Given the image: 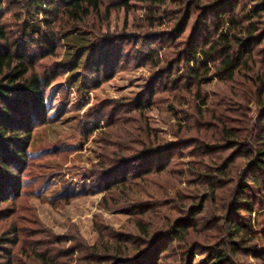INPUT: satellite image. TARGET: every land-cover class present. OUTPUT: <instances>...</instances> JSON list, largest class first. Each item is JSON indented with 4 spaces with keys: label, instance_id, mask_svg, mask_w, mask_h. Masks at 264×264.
Here are the masks:
<instances>
[{
    "label": "trees",
    "instance_id": "trees-1",
    "mask_svg": "<svg viewBox=\"0 0 264 264\" xmlns=\"http://www.w3.org/2000/svg\"><path fill=\"white\" fill-rule=\"evenodd\" d=\"M133 1L0 0V202L21 193L15 172L31 160L34 127L46 118V93L61 70H72L76 84L78 69L109 75L127 57L158 72L127 107L141 120L118 118L136 126L123 127L130 144L104 169L107 190L174 179L132 198L138 232L107 240L100 234L88 248L90 261L194 264L202 252L208 257L203 264H264V227L256 228L253 217L257 207L264 209V0H142L138 38L94 32L114 12H130ZM15 3L21 8L14 31L7 17ZM136 40L146 48L129 54ZM33 45L39 52H30ZM61 45L69 57L51 72L38 70L37 60L58 57ZM213 82L217 99L210 102L203 87ZM157 102L179 108L182 116L176 113L172 125L176 141H165L145 118ZM11 229L17 236L22 228L13 223ZM215 248L221 249L216 256ZM36 255L52 263L45 253Z\"/></svg>",
    "mask_w": 264,
    "mask_h": 264
},
{
    "label": "rangeland",
    "instance_id": "rangeland-1",
    "mask_svg": "<svg viewBox=\"0 0 264 264\" xmlns=\"http://www.w3.org/2000/svg\"><path fill=\"white\" fill-rule=\"evenodd\" d=\"M132 4L135 7L130 12L124 9L114 12L110 21L94 32L101 35L128 32L138 38L146 3L134 0ZM12 8L7 21L15 31L19 25L16 26L14 15L21 4L15 3ZM136 41L137 45L128 42L129 54L137 48H146L144 43ZM35 46H30V52H39ZM65 51L66 47L61 45L58 57L38 59V70H50L62 64L69 57ZM126 58L109 75L108 70L90 74L86 69H78L76 78L80 82L76 84L70 82L72 70L62 69L48 89L47 119L41 115L34 127L28 148L31 160L20 163L15 172V177L20 178L21 193L0 202V240L5 238L0 245V264H6L10 255L14 258L12 264H44L36 255L41 252L51 258L48 259L51 264H96L90 261L88 248L99 241L100 234L107 240L118 232H138L131 199L142 196L143 188L157 190L164 180L173 182L174 177L160 176L132 183L131 189L107 190L104 169L116 164L113 161L127 142L123 127L133 130L136 126L133 121L123 125L118 118L140 119L137 112L127 113L128 106L158 72L151 64H136ZM215 89L214 82L203 87L210 102L217 99L212 94ZM171 106L159 102L145 113L150 127L165 141L177 140L172 125L177 121L176 113L182 116L178 107ZM251 115H255V110ZM184 187L182 183L176 188ZM253 217L256 228H263L264 209L257 207ZM13 223L22 228L17 236L9 233ZM220 250L215 248L212 254L216 256ZM207 258L206 253L197 252L194 264L207 263ZM250 261L255 259L251 257Z\"/></svg>",
    "mask_w": 264,
    "mask_h": 264
}]
</instances>
